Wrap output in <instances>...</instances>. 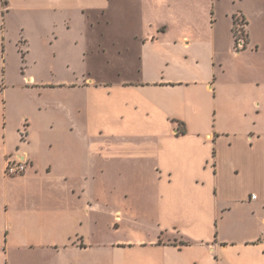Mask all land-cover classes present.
Returning <instances> with one entry per match:
<instances>
[{
    "label": "crops",
    "instance_id": "1",
    "mask_svg": "<svg viewBox=\"0 0 264 264\" xmlns=\"http://www.w3.org/2000/svg\"><path fill=\"white\" fill-rule=\"evenodd\" d=\"M115 1L0 10L52 44L58 22ZM203 12L202 29L157 27L58 79L16 75L0 31V264H264V81L225 78L222 21ZM238 17L237 59L261 50ZM8 157L23 175H4Z\"/></svg>",
    "mask_w": 264,
    "mask_h": 264
},
{
    "label": "rangeland",
    "instance_id": "2",
    "mask_svg": "<svg viewBox=\"0 0 264 264\" xmlns=\"http://www.w3.org/2000/svg\"><path fill=\"white\" fill-rule=\"evenodd\" d=\"M7 11V8L0 10V31L11 60L9 66L16 75L28 67L36 77L49 79L63 78L67 73L91 67V64H94L97 71L99 66L106 67L108 56H117L119 48L132 42L135 35L143 38L157 27L169 28L175 34H186L195 28L202 29V23L207 24L203 11L209 16L213 11L222 21L219 29L223 32L220 45L224 51L223 63L227 66L225 78L264 81V0H242L236 3L233 0H222L214 4V8L211 4H202V0H117L107 9L87 11L84 18L58 22V37L52 39V44L48 41L50 28L45 29L46 23L37 26L36 22L32 35L30 22L14 21ZM241 12L249 17L261 50L253 56L243 55L237 59L234 57L237 51L245 53L249 49L248 43L244 49L235 48L237 37L231 17ZM236 23L245 24L240 17L236 18ZM20 25L32 40L30 50L24 42L25 36ZM226 31L232 36L231 52L224 41ZM237 31L238 36L242 31L246 32V27L238 25ZM136 42L140 44V41Z\"/></svg>",
    "mask_w": 264,
    "mask_h": 264
},
{
    "label": "built area",
    "instance_id": "3",
    "mask_svg": "<svg viewBox=\"0 0 264 264\" xmlns=\"http://www.w3.org/2000/svg\"><path fill=\"white\" fill-rule=\"evenodd\" d=\"M241 25L242 28L245 27V24H239L237 23L236 27H235V31L234 34L237 37L236 41H235V48L236 50H240V49H244L246 47L247 44V36H246V32L242 31L238 36H237V26ZM20 137L23 139L26 137V132L22 131L20 133ZM27 168V163L26 161L17 158V159H13L11 157L6 158L5 160V165H4V175L6 177H17V176H21L25 173ZM252 198H254V196H252Z\"/></svg>",
    "mask_w": 264,
    "mask_h": 264
},
{
    "label": "trees",
    "instance_id": "4",
    "mask_svg": "<svg viewBox=\"0 0 264 264\" xmlns=\"http://www.w3.org/2000/svg\"><path fill=\"white\" fill-rule=\"evenodd\" d=\"M236 25H237L236 20H234V31H235V27H236ZM180 132L183 133V130H182V131L180 130Z\"/></svg>",
    "mask_w": 264,
    "mask_h": 264
}]
</instances>
